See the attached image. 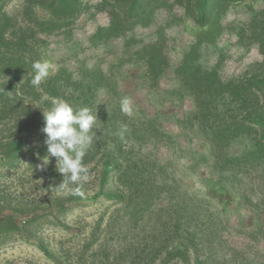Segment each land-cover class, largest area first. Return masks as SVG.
Here are the masks:
<instances>
[{
    "label": "rangeland",
    "instance_id": "374dc122",
    "mask_svg": "<svg viewBox=\"0 0 264 264\" xmlns=\"http://www.w3.org/2000/svg\"><path fill=\"white\" fill-rule=\"evenodd\" d=\"M103 2L79 0L73 17L49 22V8L0 0V12L34 32L24 59L54 66L39 88L31 67L14 80L25 91L14 90L21 105L0 139L20 135L18 124L41 118L52 98L99 119L81 194L55 188L54 157L37 167L45 125L0 170L7 207L41 216L35 236L0 242V264H264V147L249 124L264 113V89L251 83L264 77V0H223L204 24L195 0H146L131 19L121 3ZM124 97L132 116L120 109ZM187 229L205 254L175 251Z\"/></svg>",
    "mask_w": 264,
    "mask_h": 264
},
{
    "label": "trees",
    "instance_id": "16d2710c",
    "mask_svg": "<svg viewBox=\"0 0 264 264\" xmlns=\"http://www.w3.org/2000/svg\"><path fill=\"white\" fill-rule=\"evenodd\" d=\"M30 3L37 4L42 7L49 8L52 19L49 22H55L58 20L65 21L75 15L78 10L79 0H28ZM106 2L112 1L111 4H122V16L125 19L136 18L145 13L146 0H103ZM148 1V0H147ZM223 0H195L194 12L195 16L201 24H204L209 13L219 5ZM102 3V4H103ZM110 3V2H109ZM101 4V5H102ZM34 32L26 34L24 29L19 26L17 19L10 16H6L0 12V60H4L0 63V124H6L11 121H15L16 113L14 110L21 105V98L16 95L15 91L24 92L22 88H15L14 80L21 77L24 72L31 67L34 59L28 55V58L24 59L25 54H28L30 50V44L34 41ZM27 47L28 51L24 48ZM33 50L30 52L32 54ZM32 58V59H31ZM252 86L255 88L264 89V77L252 79ZM15 90V91H14ZM51 92V91H49ZM52 91L51 94H53ZM23 94V93H22ZM42 116V115H41ZM249 120V124L257 127L260 133V146L264 147V113H254ZM27 122V121H26ZM19 123L20 135L10 133L9 137L0 139V170L8 169L12 166L13 162L21 155L23 149V140L26 134L36 131L39 126H44L43 116L37 120H33L29 123ZM30 124V125H29ZM28 125L30 126L28 129ZM24 133V134H23ZM18 134V133H17ZM109 161H106L102 168L106 174L110 168ZM105 180V179H104ZM107 198H118L115 194L106 195ZM65 208L55 209L50 211L53 215L61 213ZM24 215H30V217H22ZM46 216L48 213L45 214ZM41 216L34 211L26 213L22 208L16 209L15 207H7L6 201L0 197V242L13 237L28 238L35 236L36 231L40 228V221L38 218ZM203 236H206V230L202 231ZM206 234V235H205ZM198 232L184 230V248L176 247L177 253H183L184 258L187 256L188 251L197 250L203 252L199 247ZM198 248V249H197ZM47 253L46 251H44ZM204 251L203 253L205 254Z\"/></svg>",
    "mask_w": 264,
    "mask_h": 264
},
{
    "label": "clouds",
    "instance_id": "9594fccd",
    "mask_svg": "<svg viewBox=\"0 0 264 264\" xmlns=\"http://www.w3.org/2000/svg\"><path fill=\"white\" fill-rule=\"evenodd\" d=\"M33 78L31 84L39 88L54 71L50 61L37 60L32 64ZM49 97L45 94L38 102L44 103ZM51 106L47 111L42 112L45 126L42 132L45 134L44 144L47 147V154L42 158V165L49 164V157L56 160V171L62 176V181L55 188L61 193L81 194L80 186L90 179V170L84 164V158L92 149L97 132L95 131L97 113L89 107L74 108L69 102L52 98ZM40 108L38 105L35 106ZM121 111L127 115H133L132 101L124 97L120 101ZM126 126H121L120 136L126 131ZM75 185L76 187H72Z\"/></svg>",
    "mask_w": 264,
    "mask_h": 264
}]
</instances>
